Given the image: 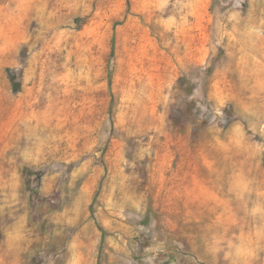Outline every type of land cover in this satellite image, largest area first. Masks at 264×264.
Returning <instances> with one entry per match:
<instances>
[{
    "label": "rangeland",
    "instance_id": "374dc122",
    "mask_svg": "<svg viewBox=\"0 0 264 264\" xmlns=\"http://www.w3.org/2000/svg\"><path fill=\"white\" fill-rule=\"evenodd\" d=\"M0 264H264V0H0Z\"/></svg>",
    "mask_w": 264,
    "mask_h": 264
},
{
    "label": "trees",
    "instance_id": "16d2710c",
    "mask_svg": "<svg viewBox=\"0 0 264 264\" xmlns=\"http://www.w3.org/2000/svg\"><path fill=\"white\" fill-rule=\"evenodd\" d=\"M14 91L19 92L20 91L19 87L15 86Z\"/></svg>",
    "mask_w": 264,
    "mask_h": 264
}]
</instances>
